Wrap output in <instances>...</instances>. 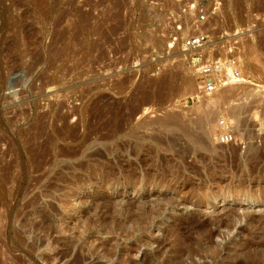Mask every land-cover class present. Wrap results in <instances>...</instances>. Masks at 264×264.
Wrapping results in <instances>:
<instances>
[{
	"label": "rangeland",
	"instance_id": "rangeland-1",
	"mask_svg": "<svg viewBox=\"0 0 264 264\" xmlns=\"http://www.w3.org/2000/svg\"><path fill=\"white\" fill-rule=\"evenodd\" d=\"M188 2L245 82L194 97ZM0 264H264V0H0Z\"/></svg>",
	"mask_w": 264,
	"mask_h": 264
},
{
	"label": "built area",
	"instance_id": "built-area-1",
	"mask_svg": "<svg viewBox=\"0 0 264 264\" xmlns=\"http://www.w3.org/2000/svg\"><path fill=\"white\" fill-rule=\"evenodd\" d=\"M220 5L216 2L210 12L197 2H188L177 11H172L169 17L171 38L174 43H181L191 63L197 84L196 98L246 81L237 50L238 42H229L223 46V52L213 45V36L207 25L212 14L220 15ZM188 20L192 28L189 33H184Z\"/></svg>",
	"mask_w": 264,
	"mask_h": 264
},
{
	"label": "bare ground",
	"instance_id": "bare-ground-1",
	"mask_svg": "<svg viewBox=\"0 0 264 264\" xmlns=\"http://www.w3.org/2000/svg\"><path fill=\"white\" fill-rule=\"evenodd\" d=\"M230 86H232V85H230ZM225 88H226V87H225ZM222 90H223V89H222ZM145 101H148V100H147V99H145ZM197 141H199V140H197ZM199 142H200V141H199ZM199 142H198V143H199ZM211 235H212V234H211Z\"/></svg>",
	"mask_w": 264,
	"mask_h": 264
}]
</instances>
